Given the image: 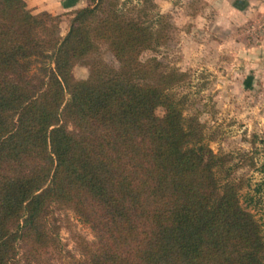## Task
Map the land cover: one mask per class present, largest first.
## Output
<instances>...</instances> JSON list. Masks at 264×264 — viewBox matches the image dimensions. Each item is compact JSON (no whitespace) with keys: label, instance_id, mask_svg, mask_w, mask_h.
<instances>
[{"label":"trees","instance_id":"1","mask_svg":"<svg viewBox=\"0 0 264 264\" xmlns=\"http://www.w3.org/2000/svg\"><path fill=\"white\" fill-rule=\"evenodd\" d=\"M91 2L61 37L59 17L0 0V264H20L19 243L35 259L55 248L54 204L94 232L87 264H264V222L242 207L229 155L170 92L187 74L141 59L172 24Z\"/></svg>","mask_w":264,"mask_h":264},{"label":"rangeland","instance_id":"2","mask_svg":"<svg viewBox=\"0 0 264 264\" xmlns=\"http://www.w3.org/2000/svg\"><path fill=\"white\" fill-rule=\"evenodd\" d=\"M69 1L62 13L51 14L60 18L61 37L68 32L73 12L92 4L91 0H77L72 6ZM119 7L134 16H140L143 10L148 22L154 23L160 17L172 24L167 43L157 51L144 52L141 59L157 57L164 66L187 74L185 82L170 92L176 94L184 119L199 124L213 152L229 155L228 167H232L233 178L242 184V207L262 224L264 56L258 62L251 57L245 61L236 56L235 49L264 46V12L260 11L264 0H119ZM245 7L250 12L246 27L242 32L231 30L226 20L234 9ZM100 53L110 66H119L106 45L101 46ZM72 75L76 80H85L89 68L78 64ZM156 114L163 117L164 108L159 107ZM69 129L72 130L71 125ZM223 175L224 170L220 169L218 179ZM48 224L56 237L55 248L35 259L19 243L20 264H87L80 241L94 242L92 229L73 211L56 204Z\"/></svg>","mask_w":264,"mask_h":264},{"label":"crops","instance_id":"3","mask_svg":"<svg viewBox=\"0 0 264 264\" xmlns=\"http://www.w3.org/2000/svg\"><path fill=\"white\" fill-rule=\"evenodd\" d=\"M29 9L35 14H39L42 12H47L50 14H59L62 13L67 8V0H59V5H57V0H25ZM66 3V6H65ZM77 4V3H76ZM261 12H264V7L260 8ZM249 10L246 9H234L231 13V17L226 20V23H230L229 28L233 30H239L242 32L246 27V22L248 20ZM255 14V13H254ZM251 16V15H250ZM243 25V27H241ZM228 28V27H227ZM228 28V31H229ZM262 46V45H261ZM255 46L248 48L246 45L242 47H237L235 49L236 56L243 58L247 61L248 57L258 62V59H261L264 56V46ZM250 55V56H249ZM260 62V60H259Z\"/></svg>","mask_w":264,"mask_h":264}]
</instances>
